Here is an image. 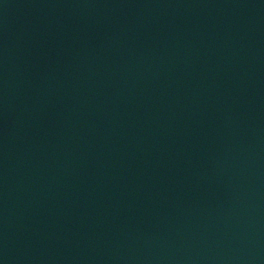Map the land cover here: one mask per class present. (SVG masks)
Wrapping results in <instances>:
<instances>
[{"label": "water", "instance_id": "1", "mask_svg": "<svg viewBox=\"0 0 264 264\" xmlns=\"http://www.w3.org/2000/svg\"><path fill=\"white\" fill-rule=\"evenodd\" d=\"M0 264H264V0H0Z\"/></svg>", "mask_w": 264, "mask_h": 264}]
</instances>
